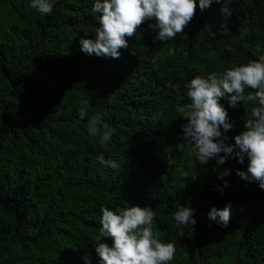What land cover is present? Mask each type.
I'll return each instance as SVG.
<instances>
[{"label": "trees", "instance_id": "trees-1", "mask_svg": "<svg viewBox=\"0 0 264 264\" xmlns=\"http://www.w3.org/2000/svg\"><path fill=\"white\" fill-rule=\"evenodd\" d=\"M94 2L58 0L45 16L30 0H0V264H100L96 240L112 244L100 236V209L131 205L156 212L154 233L176 246L169 264H264V190L236 174L247 159L199 164L177 111L195 76L264 54V0H233L226 36L223 5L202 12L197 0L174 40L154 43L155 21H146L119 59L81 51V38H96ZM220 103L233 125L222 138L233 145L253 105ZM93 114L113 131L110 142L89 135ZM101 154L120 167H104ZM228 204L227 227L209 219ZM180 205L194 209L191 237L170 222Z\"/></svg>", "mask_w": 264, "mask_h": 264}, {"label": "clouds", "instance_id": "clouds-1", "mask_svg": "<svg viewBox=\"0 0 264 264\" xmlns=\"http://www.w3.org/2000/svg\"><path fill=\"white\" fill-rule=\"evenodd\" d=\"M56 2L58 0H30L29 6L39 14L49 16ZM213 2L223 5L221 13L224 19L220 31L226 36L230 32L228 21L232 16L228 5L233 0H199V10H207ZM196 10L197 0H95L92 12L99 14L96 38H81V51L97 57L119 59L121 49L129 47L128 38L135 36L146 21H155L149 24V28L156 32L154 43L174 40L194 19ZM238 31L243 37L248 29L241 27ZM175 51L174 47L169 48L171 54ZM261 51L260 45H256L254 54ZM185 87L190 103L182 107L178 105L177 111L187 121L182 126L184 139L186 144L193 146L199 164L207 165L210 160L218 158L217 163L223 165L231 157L243 165L247 159V171L237 170L236 174L244 181L257 183L264 190V54L246 63H233L223 74L197 75ZM248 89L251 91L246 94ZM226 96L231 107L241 103L253 105L250 115L246 112L245 130L235 136L233 145L225 143L227 137L222 138L221 132V128L224 133L233 128L228 112L220 103ZM86 115L85 107L79 112L80 119H85ZM87 131L91 136H98L101 145L110 142L113 135L99 114L88 119ZM186 144H178L176 149L182 152ZM97 160L104 167L114 170L120 167L115 160H106L102 154ZM229 174L225 170L220 173V178ZM231 208V204L223 209L213 207L208 217L227 227ZM100 211V236L112 241L109 246L100 242L103 239L96 240L95 251L100 264H169L174 259L175 244L163 242L153 231L156 212L150 206L131 205L115 210L104 206ZM193 217L194 209L180 205L171 214L170 222L175 221L177 227L187 229L186 233L191 237L197 223Z\"/></svg>", "mask_w": 264, "mask_h": 264}]
</instances>
